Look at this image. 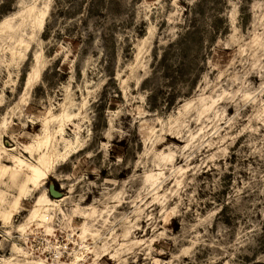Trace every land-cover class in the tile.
<instances>
[{
    "label": "rangeland",
    "instance_id": "rangeland-1",
    "mask_svg": "<svg viewBox=\"0 0 264 264\" xmlns=\"http://www.w3.org/2000/svg\"><path fill=\"white\" fill-rule=\"evenodd\" d=\"M44 3L15 63L0 28V139L18 154L47 111L67 113L80 149L45 180L66 196L51 231L29 219L38 192L0 222V264H71L72 250L84 264H264V0H0V22Z\"/></svg>",
    "mask_w": 264,
    "mask_h": 264
},
{
    "label": "bare ground",
    "instance_id": "bare-ground-1",
    "mask_svg": "<svg viewBox=\"0 0 264 264\" xmlns=\"http://www.w3.org/2000/svg\"><path fill=\"white\" fill-rule=\"evenodd\" d=\"M47 9V3H44L41 7H37L33 4V6L28 7L25 11H23V13H21V15L19 16L20 20L17 24H10L8 22V19L0 22V28L2 30L5 29L7 32H9L7 38H9V41L12 42L11 47L8 48L11 62L22 59L24 57V54L28 50L30 43L34 41L37 34L42 30L44 20L47 15ZM37 57L38 56L36 55L35 60H37ZM38 75V71H33V73H31L30 71V73H27L23 82L25 90L30 88L33 80ZM47 112H49V117L43 119L41 133L36 134L34 140L31 143H25L21 145V149L18 154L12 152L16 151L15 146L5 148L0 139V185L2 184V186H4V183H8L6 184L8 187H14L15 189V193L12 195L10 200H7L6 195L8 194L0 188L1 227L8 228L11 223L12 216L18 211L19 204L22 202V200L25 199L26 196H28L31 192H38L32 202L29 219H35L38 226L43 227L47 232L51 231L52 228L49 224L50 219L52 218L51 210L55 206L58 207L59 201L66 198V196H63L59 200L50 198L46 192L44 183L48 175L53 173L55 174L56 167L60 164L58 163V161H65V158H67L70 153L77 152L80 149L78 147V138H75V140L72 142L63 137L65 126L64 121L65 119H68L70 115H68L67 113L54 115L50 111ZM51 123L55 124L54 128L50 127ZM58 139L63 142L62 150L57 148L58 146L56 143ZM22 153H25L29 157H31L32 161L27 160L22 155ZM171 158L172 157L170 155L163 156V159L166 161H170ZM4 161L9 162V164H5ZM161 173L162 172L157 171L156 174L152 173L147 175V179L149 180L150 185L154 188L158 184L157 176L161 175ZM148 180H146V182ZM58 209L60 210V212H62L59 207ZM86 209L90 210L88 212H82L85 220L79 226L80 233L79 235L77 234L78 237L80 236L79 238L81 239V241H83L87 233H90L92 236L96 234V232H90V228L88 225L89 220L87 221V219L92 218V216L94 215L100 214L96 212L94 206H90ZM27 222L19 224L16 229L23 232L25 225H27ZM59 247L60 246H54V248L56 249L53 252L56 255L55 258L57 260H60L61 257V251L58 249ZM82 247V249L88 250L86 244H84ZM101 247L102 251L100 253L103 254L93 253L96 258L100 255L104 256L107 253V247L105 245H102ZM12 250L17 253L20 252V254L23 255L26 254L15 244H12ZM115 253L116 251L114 253H110L111 257H114ZM84 254L85 253H83L82 251L72 250V255L70 254L72 256L71 264H84ZM26 256H28V254ZM13 260L14 257L8 259L4 258L1 261L2 264H21L18 261ZM24 264H46V262L42 258H37L36 260H27Z\"/></svg>",
    "mask_w": 264,
    "mask_h": 264
},
{
    "label": "water",
    "instance_id": "water-1",
    "mask_svg": "<svg viewBox=\"0 0 264 264\" xmlns=\"http://www.w3.org/2000/svg\"><path fill=\"white\" fill-rule=\"evenodd\" d=\"M48 195L50 197H58L61 195L60 192H58L57 190L54 189L53 185L50 184L49 187H48Z\"/></svg>",
    "mask_w": 264,
    "mask_h": 264
}]
</instances>
